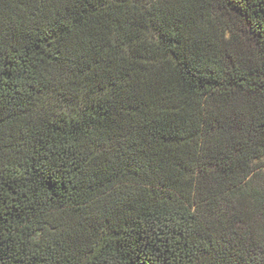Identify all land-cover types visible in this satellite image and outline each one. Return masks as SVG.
Instances as JSON below:
<instances>
[{"label":"trees","instance_id":"trees-1","mask_svg":"<svg viewBox=\"0 0 264 264\" xmlns=\"http://www.w3.org/2000/svg\"><path fill=\"white\" fill-rule=\"evenodd\" d=\"M0 264H264V0H0Z\"/></svg>","mask_w":264,"mask_h":264}]
</instances>
